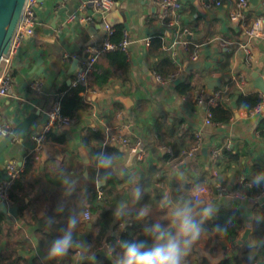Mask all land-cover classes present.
Wrapping results in <instances>:
<instances>
[{"label": "crops", "instance_id": "1", "mask_svg": "<svg viewBox=\"0 0 264 264\" xmlns=\"http://www.w3.org/2000/svg\"><path fill=\"white\" fill-rule=\"evenodd\" d=\"M115 1L117 9L112 14L121 13L123 21L116 25L112 21L111 27L123 29L128 47L122 52L129 70L116 77L118 66L107 55L100 56L88 79L94 85L99 75L100 84L81 94L90 111L68 117L72 120L69 127L53 124L38 152L33 149L32 136L51 123L49 112L56 100L76 87V72L89 58L87 49L101 43L104 27L94 0L41 2L36 35L23 42L14 57L12 93L0 103V122L12 119L15 129L31 114L37 117L26 138L16 137L0 154V182L8 162L30 166L20 178L24 190L16 193L18 204L11 205L18 211L16 216L8 214L0 255L8 257L5 264H57L45 259L47 250L63 235L69 218L79 214L81 223L73 233L74 248L59 264H102L94 254L108 238L99 239V227L94 222L102 211L116 212L122 207V218H126L148 206L151 213L143 220L136 219L137 227L130 233L133 240L147 239L145 226L157 220L168 223L171 209L164 206L167 196L176 204L187 200L195 186L204 185L209 194L199 206L212 205V218L222 219L227 225L216 232L197 217L208 237L211 233L219 237L218 245L208 249L218 254L224 238L230 257L224 264H261L264 203L260 196L264 181L256 184L254 178L264 174V104L251 112L236 111L225 125L206 126L204 119L208 101L215 94L219 93V100L225 98L232 108L241 95L259 94L264 99L256 88V77L264 80V42L255 39L248 43L251 58L241 47L246 41L242 24L249 26L264 14V0L260 6L248 0L245 19L237 22L231 20V14L239 9L235 0H179L182 8L177 13L164 10L157 0ZM72 15L76 18L69 21ZM87 17H93L89 24L83 21ZM155 38H161L162 52L176 67L167 83L156 79L154 65L159 55L150 51ZM195 50L198 57L192 61ZM186 82L193 88L180 94L177 87ZM122 99L130 101L128 107ZM42 122L45 124L38 132ZM198 133L201 141L196 139ZM108 135L140 144L146 158L140 160L137 155L132 160V151L116 144L119 158L115 168L102 183L103 188H98L95 181L100 170L95 158L109 146ZM198 142L200 150L187 158L186 153ZM216 182L221 184L220 190ZM136 187L142 193L139 202L133 198ZM86 212L91 213V221L85 220ZM119 219L116 216L114 222L117 229L109 232L115 241L107 242L114 249L125 226ZM126 225L132 226V220ZM246 229L252 230L250 239L239 246ZM202 240L185 264H208L199 255ZM80 242L90 247L81 249ZM79 250L81 261L77 260ZM108 260L112 263L111 258Z\"/></svg>", "mask_w": 264, "mask_h": 264}, {"label": "built area", "instance_id": "2", "mask_svg": "<svg viewBox=\"0 0 264 264\" xmlns=\"http://www.w3.org/2000/svg\"><path fill=\"white\" fill-rule=\"evenodd\" d=\"M237 2L238 10L234 11L231 14L232 21H239L245 19L244 10L248 7V0H235ZM39 0H26L22 17L18 26L16 28L14 37L12 39V45L8 52V54L4 55L0 62V103L8 97L9 92L12 89V82H13V70H14V57L17 54L19 48L22 46L23 42L27 39L35 37L36 35V14L37 9L39 7ZM157 3L164 9L169 10L173 13H177L181 10L182 5L179 0H157ZM220 5V4H218ZM93 6L95 11L98 13L99 17L102 19L104 33L101 37V43L99 46L95 48L87 49L89 54V58L86 62H84L81 67L78 69L74 79V86L79 84L86 85L89 79V76L93 73L95 64L98 58L102 55L112 54L117 51H126L128 47V41L124 38L119 43H114L111 41V38L115 32L114 28H112L108 22L107 17L112 14L117 9V2L115 0H94ZM76 16L72 15L69 18V21L75 20ZM84 23L89 24L93 21V17H87L83 19ZM173 23V22H172ZM244 30V36L246 37V41L241 43V47L245 50L246 56L251 58V48L248 46V43L255 40L260 39L264 42V14L258 17H255L249 26H246L244 23L242 24ZM187 34V31L184 32V35ZM187 46L188 44L184 42ZM190 47V46H189ZM66 55V53H65ZM198 51L195 50L191 53V60L196 61ZM156 79L162 83H167V79H163L159 76H156ZM220 99V94H215L211 97L208 101L209 108L205 114L204 124L206 126L214 125L212 120V112L211 108L214 106L218 100ZM264 104V103H263ZM262 106V105H261ZM260 107V106H259ZM258 107V108H259ZM49 116L51 118V123L46 125L45 129L42 133L38 135H33L31 140L33 142V149L34 151L38 152L41 150L43 144L46 141L47 134L50 133L53 124L59 127H69L72 123V120L61 113L60 108V101L59 99L56 100L52 109L49 112ZM14 131V122L12 119L5 120L0 122V140H3L9 135H12ZM7 133V136H5ZM17 136L13 139L16 140ZM196 139L201 141L200 134H196ZM12 141V142H13ZM118 144L129 151L135 152L140 151L138 153V158L140 160H144L146 158V153L142 150L140 144L133 145L129 141L128 138L118 135H108L106 140V145ZM201 142H198L195 147H193L188 153H186L187 158H193L195 154L200 150ZM5 175L2 181L0 182V204L5 203L7 206L11 207L12 201L10 199V193L12 188L14 187L15 183L20 179L22 173L24 172V165L18 164L14 161H10L6 164L5 168ZM218 173H214V177H217ZM215 186L218 190L221 189V184L216 182ZM200 190L202 192V198L209 194V189L201 185ZM261 196L263 203H264V184L261 188ZM99 194L100 189H98ZM85 220L91 221L92 215L90 212L85 213ZM219 242V237L215 233H211L208 237L209 246L216 247ZM110 245L107 242L99 245L95 248L94 254L95 255H102L106 256L109 259L111 258L109 255L106 254L107 249ZM82 257V250L77 252V260L81 261ZM257 264V263H255Z\"/></svg>", "mask_w": 264, "mask_h": 264}, {"label": "clouds", "instance_id": "3", "mask_svg": "<svg viewBox=\"0 0 264 264\" xmlns=\"http://www.w3.org/2000/svg\"><path fill=\"white\" fill-rule=\"evenodd\" d=\"M15 135V133H14ZM7 136V133H5ZM85 155V163H87ZM96 167L103 172L97 174L95 181L97 187H101L102 183L108 179L111 171L115 168V158L111 154L100 153L95 158ZM264 181V174L257 175L254 183L259 184ZM142 193L139 187L134 189V200L139 202ZM203 203L202 192L200 186L193 188L191 196L184 201L174 204L171 196L165 198L164 206L171 209L170 216L167 217L168 223H162L159 220L143 229L144 236L147 239H134L119 241V251H115L113 247L107 249L106 254L112 259V264H185L186 258L191 254L194 246H196L205 235L203 224L197 217L204 220L211 219L214 215V207ZM151 209L148 206L141 207L136 212L138 220H143L149 216ZM125 215L124 208L118 207L116 211L117 218ZM48 223H51L49 220ZM81 223L79 214L69 218L67 229L59 238L55 239L47 250L46 260L56 261L59 264L70 251L74 248L73 233L78 224ZM216 232L222 231L217 226ZM79 247L85 249L87 246L80 242ZM94 260L95 257L93 256Z\"/></svg>", "mask_w": 264, "mask_h": 264}, {"label": "trees", "instance_id": "4", "mask_svg": "<svg viewBox=\"0 0 264 264\" xmlns=\"http://www.w3.org/2000/svg\"><path fill=\"white\" fill-rule=\"evenodd\" d=\"M85 39L88 40V37L86 36ZM122 40H123V29L122 27H118L115 29L111 41L114 43H119ZM162 47H163V43L161 38H155L151 42L150 51L151 53H155L159 55V59L154 65V71L156 75L163 79H167L176 72V67L172 63L171 59L168 56L164 55V53L162 52ZM107 58L118 66V76L116 77H122L123 72H127V70H129L130 65L127 63V57L124 52L117 51L112 54H108ZM105 79L107 80L106 77ZM95 84L97 85L100 84L99 75L96 76L95 78ZM95 84L92 85L89 84V82H87L86 85L79 84L76 87L72 88L70 91H68L66 94H64L60 99V108L62 115L66 117L74 118L77 117L80 113L89 112L90 106L84 104L81 94L87 91L88 89L95 90L96 89ZM192 88H193L192 84L186 82L178 85L177 91L180 94H183L190 91ZM263 103H264V99L259 94L239 96L237 98L235 108L230 107L228 101H226L225 98L222 99L221 101L218 100V102L211 108L213 123L216 125L228 124L234 118L236 111L243 110L245 112H251L257 109ZM103 153L113 155L115 160L119 158V151H118V147H116V144L114 145L112 144L106 147ZM29 170H30V166L26 165L21 177H24L29 172ZM23 190H24V184L22 183V180L19 179L15 183L10 193V199L13 205L18 204L19 198L16 195V193L21 192ZM127 218L132 220L133 225L130 227L126 225V223L129 221V219ZM136 219L137 217L135 214H127L126 218L119 219L120 222L125 223V226L123 227L120 235V241L133 240L130 233L132 231H135L137 227ZM115 220H116V212L114 210H108V209L102 211V213L99 214L98 217L94 218V222L99 227V239L101 238L104 239L108 237L106 240L108 243L115 241L114 239L115 237H113V234L109 233L110 231H113V229L114 230L117 229L118 224L114 226ZM8 221H9V215L0 211V238L4 235V230H5L4 228L5 225L8 223ZM203 222L205 225H208L211 228H216L217 226H219L222 230H225L227 227L226 223L222 219L215 220L214 218H211L204 220ZM115 249L117 252L120 250L119 244ZM97 258L102 261V264H112L106 257L97 255ZM6 260H8V257L6 255L4 254L0 255V264H5ZM261 264H264V258L261 261Z\"/></svg>", "mask_w": 264, "mask_h": 264}, {"label": "water", "instance_id": "5", "mask_svg": "<svg viewBox=\"0 0 264 264\" xmlns=\"http://www.w3.org/2000/svg\"><path fill=\"white\" fill-rule=\"evenodd\" d=\"M43 1L44 0H39V2ZM25 2L26 0H0V62L2 57L8 54L11 48L12 39L14 37L18 23L20 22V19L22 17ZM250 2L254 5L260 6L261 0H250ZM112 21L115 22V25L117 23L120 24L123 21V16L119 12L111 14L107 17V22L110 26H114V23H112ZM198 65H200V63ZM198 65H196V67ZM256 88L260 91L261 94L264 95V80L260 77H256ZM9 93H12V91H10ZM122 101L128 107L130 101H127V99H122ZM36 117V114H31L27 119H25L14 129L12 135L7 136L1 141L0 154L8 148L9 144L13 141L15 136L20 139L26 138V135L29 132L30 128L33 126ZM45 119L47 121L48 117L46 116ZM44 124L45 122H42V124L38 128V132L42 130ZM139 152L140 151L132 152L131 159L133 160ZM0 211L6 214L16 216L18 210L16 207H9L5 203H1ZM251 233V229H246L243 235L241 236L238 245L243 246L244 243L248 242ZM208 246V235L205 234L204 239L201 243V247L199 249V255L200 257L205 259L208 264H224L229 261L230 257L227 255L228 244L226 243L224 238H222L221 240V250L218 254H215L211 248L208 249Z\"/></svg>", "mask_w": 264, "mask_h": 264}, {"label": "flooded vegetation", "instance_id": "6", "mask_svg": "<svg viewBox=\"0 0 264 264\" xmlns=\"http://www.w3.org/2000/svg\"><path fill=\"white\" fill-rule=\"evenodd\" d=\"M106 257V256H105ZM107 259H109L108 257H107Z\"/></svg>", "mask_w": 264, "mask_h": 264}]
</instances>
